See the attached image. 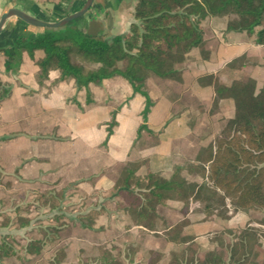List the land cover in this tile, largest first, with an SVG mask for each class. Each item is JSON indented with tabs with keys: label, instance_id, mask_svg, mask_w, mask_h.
I'll return each instance as SVG.
<instances>
[{
	"label": "crops",
	"instance_id": "obj_1",
	"mask_svg": "<svg viewBox=\"0 0 264 264\" xmlns=\"http://www.w3.org/2000/svg\"><path fill=\"white\" fill-rule=\"evenodd\" d=\"M37 2L0 0V16L11 8H18L37 18L55 22L83 5L82 0H76L70 9L63 4L55 5L53 14L49 16L41 11ZM14 19L17 18L8 21L18 23L19 19ZM202 27L204 46L202 49L193 48L186 54L180 78L154 75L146 83L145 89L154 102L147 125L157 135H151L146 130L138 135L144 97L140 94L132 96L126 82L129 101L119 109L96 98L95 89L99 85H90L94 103L86 104V101L77 98L84 91L77 93L74 82L61 81L56 70L50 71L49 77L40 84L36 61L43 57V53L35 52L34 62L24 54L18 74L33 68V77L20 76L21 81L11 86L10 97L0 104V169L16 173L25 180H36L42 174L62 170L60 173L65 174V179L84 178L85 183L82 184H86L91 192L114 189L123 182L129 170L134 171L138 178L154 174L169 179L178 169L180 173L189 169L194 177L202 181L189 182L181 178L189 183V189L196 191L207 182L208 164L203 159L205 152L214 145L217 136L228 135L231 131L230 122L239 104L233 89L242 87L248 80L255 82L256 94L264 89V44H257L255 35L250 36L246 32L218 31L211 17L202 22ZM10 37L12 34L3 29L0 48L11 43ZM202 53L206 54V58ZM4 60L0 51V72L4 68ZM30 61L32 67L28 64ZM64 83L72 88V95L56 94L59 84ZM28 86L33 94H25ZM70 96L73 97L69 99ZM114 112L117 124L105 145ZM197 133L204 135L197 137ZM208 133L211 135L206 138ZM185 164L190 165L184 167ZM199 166L203 170L201 176L194 172ZM189 200L203 205L200 213L204 216L212 210L209 204H204L206 202L194 198V195H190ZM189 211L186 216L188 222L183 224L176 241L151 237L155 239V245L149 248L160 252L164 258L176 247L186 245L190 239L196 240L219 226L216 221L197 223L191 217L195 213ZM230 215L233 216L223 220V229H232V224L246 213L231 211ZM156 223L150 228L139 225L136 229L163 236V231L155 229ZM175 223L169 222L166 231ZM137 230L131 236L132 241L144 244L145 239Z\"/></svg>",
	"mask_w": 264,
	"mask_h": 264
},
{
	"label": "trees",
	"instance_id": "obj_2",
	"mask_svg": "<svg viewBox=\"0 0 264 264\" xmlns=\"http://www.w3.org/2000/svg\"><path fill=\"white\" fill-rule=\"evenodd\" d=\"M66 1L71 0H61ZM82 1L84 4L86 0ZM208 17L213 18L214 27H221L223 33L246 32L255 35L257 44H264V0H137L129 33L109 38L91 37L79 27L82 17L63 28H42L37 34L18 35L7 47L0 48L5 58L4 71L17 75L24 54L33 60L35 52L41 51L43 57L36 61L40 84L49 77L50 71L56 70L61 81L72 80L77 93L84 91L86 104L94 103L90 85L120 77L130 87L132 96L144 97L138 135L142 130L157 135L147 125L154 102L145 89L146 83L151 74L160 78H180V65L186 54L204 46L202 22ZM227 17L233 18L224 21ZM202 54L206 58V54ZM86 63L96 67L87 68ZM121 63H126L123 68ZM11 91L9 86L0 92V104L10 97ZM233 92L239 104L230 122L231 131L219 137L205 152L207 182L196 191L188 188L189 183L180 177V169L170 179L154 174L141 179L134 171H127L116 193L127 201L118 208L133 226L150 227L157 204L166 199H187L190 195L209 205L214 201L213 215L223 220L231 217V211L258 209L264 213V89L256 94L255 82L248 80ZM73 100L77 103L76 98ZM115 115L114 112L105 145L117 124ZM143 181L148 182L145 188ZM260 225L264 227V218ZM182 227L178 224L167 231L171 241L179 238ZM216 239L219 246L203 255L197 252V239H190L182 261L186 264H257L259 254L255 251L262 245L256 229L245 228L233 236L230 244L221 234ZM41 243L29 244L26 252L37 253ZM9 251L8 244L3 241L0 257L7 256ZM97 260L99 264H120L109 252H104ZM53 264H61V260L55 258Z\"/></svg>",
	"mask_w": 264,
	"mask_h": 264
},
{
	"label": "rangeland",
	"instance_id": "obj_3",
	"mask_svg": "<svg viewBox=\"0 0 264 264\" xmlns=\"http://www.w3.org/2000/svg\"><path fill=\"white\" fill-rule=\"evenodd\" d=\"M75 1L38 0L37 3L41 11L51 16L55 5L63 4V7L70 9ZM136 4L137 0H95L86 17L80 19L79 27L86 31L88 19L98 15L99 12L114 10L113 29L106 30L104 37L127 34L134 22ZM232 18L227 17L223 20ZM15 22L17 21H7L3 28L6 33L12 34L11 40L18 35H29L43 30L27 25L20 20L18 23ZM215 29L221 32V27ZM7 46L8 44L3 48ZM34 61L35 58L32 62ZM32 62L28 63L31 67L33 66ZM125 64L121 63L120 67L123 68ZM86 66L87 68L96 67L88 63ZM57 75L58 73H56ZM20 76L32 78L33 68L26 69L24 74L17 75L6 74L3 68L0 72V92L4 88L12 86L13 83H19ZM151 76L154 75L151 74ZM33 93L29 86L26 87V95ZM72 93V88L67 83L59 84L56 90V94L59 95L69 96ZM95 95L99 101L103 99L106 103L110 102L115 109H119L129 101L126 83L121 78L104 81L95 89ZM77 98L85 101L84 93L81 96L77 95ZM201 135L204 134H196L197 137ZM209 135L211 134H206V138ZM222 136L223 134L217 136L215 141ZM189 165L183 166L188 167ZM195 168L197 169L194 172L198 176L203 175L201 166ZM61 171L42 174L36 180H25L17 176L16 173L0 169V246L4 241L10 248L7 256L0 257V264H53L55 258H59L61 264H99L97 259L104 252H109L119 260L120 264H186L182 261L183 255H186L184 253L186 245L176 247L164 258L160 252L151 250L149 247L155 245L153 244L155 239L151 237L169 239L166 231V228L170 226L169 222L175 221L176 225H186L188 222L186 216L189 214V210H193L195 213L191 216L195 222L216 221L219 225L214 231L204 233L197 239L198 253L203 255L207 251L217 248L219 246L216 239L218 234H221L225 242L230 244L234 235L237 236L245 228L251 227L257 230L262 245L255 251L259 254L257 264H264V227L260 225L264 213L258 209L243 211L246 215L234 222L232 229H223V219L213 215L216 208L214 201L210 203L212 210L206 212L204 216L200 213L203 205L191 203L189 198L179 202H176L175 199H166L157 204L156 217L150 226L153 227L157 222L155 229L163 231V236H161L146 230L139 231L136 229L137 226L132 225L129 217L122 209L118 208L119 205H124L127 201L117 195L116 187L112 190L91 192L90 189H87L86 184H82L85 183L84 178L81 177V179L73 181L70 178L65 179L66 176L62 175ZM100 173L101 171L98 174ZM191 173H193L191 170L185 169L181 172L180 177L186 178L189 182L202 181L201 178L194 177ZM139 177L145 178L143 175ZM142 183L143 188L148 184L147 181ZM136 230L144 237V244L132 241L131 236L135 235ZM229 230L233 233H228ZM36 241L42 242L39 244V251L35 254H28L26 248Z\"/></svg>",
	"mask_w": 264,
	"mask_h": 264
},
{
	"label": "water",
	"instance_id": "obj_4",
	"mask_svg": "<svg viewBox=\"0 0 264 264\" xmlns=\"http://www.w3.org/2000/svg\"><path fill=\"white\" fill-rule=\"evenodd\" d=\"M94 1L95 0H86L83 6L79 10L71 14H68L64 18L58 21H55V22H50V21L39 19L18 8H11L0 16V34L2 33L6 22L11 18H17L20 21L24 22L25 24L33 26V27H37V28H48V29L63 28L67 26L69 23L79 18L84 17L92 9ZM101 22H102V25H101ZM101 22L98 21L96 18H92L91 20H89L88 26L85 31L86 34L91 37H97L98 32L110 30L113 26L112 22H110L109 23L110 28H105V26H103V21ZM94 26H99V27L96 28L95 32H92V28Z\"/></svg>",
	"mask_w": 264,
	"mask_h": 264
},
{
	"label": "flooded vegetation",
	"instance_id": "obj_5",
	"mask_svg": "<svg viewBox=\"0 0 264 264\" xmlns=\"http://www.w3.org/2000/svg\"><path fill=\"white\" fill-rule=\"evenodd\" d=\"M87 15V14H86ZM86 15L84 17H86ZM92 18H96L98 21H103V26H105V28H110L109 27V23L112 22L113 26H114V22H115V11L114 10H106V11H103V12H99L98 15H94ZM91 18V19H92ZM40 19V18H39ZM91 19H88L87 22H86V28L88 26V22L89 20ZM105 19V21H104ZM43 20V19H42ZM46 21V20H45ZM105 22V23H104ZM101 25H102V22H101ZM113 26L111 28V30L113 29ZM99 27V26H94L92 28V32H95L96 31V28ZM31 34H37V33H31ZM106 34V31H101V32H98L97 36L99 37H104ZM19 36H22V35H19Z\"/></svg>",
	"mask_w": 264,
	"mask_h": 264
}]
</instances>
